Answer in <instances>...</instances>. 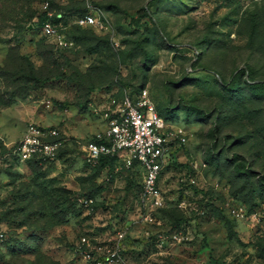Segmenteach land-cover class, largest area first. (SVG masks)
<instances>
[{
	"label": "rangeland",
	"instance_id": "374dc122",
	"mask_svg": "<svg viewBox=\"0 0 264 264\" xmlns=\"http://www.w3.org/2000/svg\"><path fill=\"white\" fill-rule=\"evenodd\" d=\"M55 1L72 47L35 26L40 0H0V264H264V0H91L108 31ZM143 89L160 208L136 163L83 153ZM29 123L56 129L54 159L11 154Z\"/></svg>",
	"mask_w": 264,
	"mask_h": 264
},
{
	"label": "built area",
	"instance_id": "2783aa9c",
	"mask_svg": "<svg viewBox=\"0 0 264 264\" xmlns=\"http://www.w3.org/2000/svg\"><path fill=\"white\" fill-rule=\"evenodd\" d=\"M83 7L84 11L78 15L75 24L108 31V22L101 19L98 8L91 0H83ZM38 11L44 17L39 23L43 34L57 47H72L73 42L61 31V13L56 12L48 0L39 3ZM34 21H37L36 17ZM164 125L165 122L156 111L146 89L135 96H125L113 111V116L108 118L105 128L86 140L83 145L85 160L90 164H97L102 156L123 155L127 166L136 163L143 172V195L153 207L160 208L163 201L158 179L166 162L168 147ZM56 136L57 131L51 126L29 123L21 138L11 146V154L21 162L32 158L47 162L57 154L59 142L55 139ZM80 243L87 244L86 238H80ZM1 244L0 233V246ZM110 255L113 257L115 253ZM84 257L91 259L89 253H85ZM103 263L102 260L94 259L91 264Z\"/></svg>",
	"mask_w": 264,
	"mask_h": 264
},
{
	"label": "trees",
	"instance_id": "16d2710c",
	"mask_svg": "<svg viewBox=\"0 0 264 264\" xmlns=\"http://www.w3.org/2000/svg\"><path fill=\"white\" fill-rule=\"evenodd\" d=\"M42 1H44V0H40V2H42ZM48 1L50 2L52 8H54V3H55L56 1H55V0H48ZM69 2H74V3L77 4V5H76V10H77L78 15H80V14L84 11L83 0H69ZM35 17L37 18V21L34 22V23H35V26H36L37 28H39V23L43 20L44 17H43L42 14L39 13V11H37ZM76 25H77V24H76ZM29 26L33 27L34 25L30 24ZM35 26H34V27H35ZM77 26H79V25H77ZM79 27H81V26H79ZM252 81H253L254 83H258V84L262 83V80H255V79H254V80H252ZM221 83H223V82H221ZM223 84L226 85V83H223ZM114 158H115V157H111V156H102V157L99 159L98 163H99V162H102V161H104V160H112V159H114ZM27 162L36 163V164H43V163H44V162L41 161L40 158H32V159L27 160ZM160 172H161V171H160Z\"/></svg>",
	"mask_w": 264,
	"mask_h": 264
},
{
	"label": "water",
	"instance_id": "95a60500",
	"mask_svg": "<svg viewBox=\"0 0 264 264\" xmlns=\"http://www.w3.org/2000/svg\"><path fill=\"white\" fill-rule=\"evenodd\" d=\"M29 27H31V26H29Z\"/></svg>",
	"mask_w": 264,
	"mask_h": 264
}]
</instances>
